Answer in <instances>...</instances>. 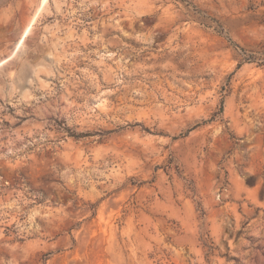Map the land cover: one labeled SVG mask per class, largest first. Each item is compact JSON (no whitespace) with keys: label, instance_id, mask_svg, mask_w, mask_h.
<instances>
[{"label":"rangeland","instance_id":"rangeland-1","mask_svg":"<svg viewBox=\"0 0 264 264\" xmlns=\"http://www.w3.org/2000/svg\"><path fill=\"white\" fill-rule=\"evenodd\" d=\"M0 264H264V0H0Z\"/></svg>","mask_w":264,"mask_h":264}]
</instances>
